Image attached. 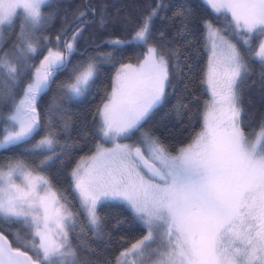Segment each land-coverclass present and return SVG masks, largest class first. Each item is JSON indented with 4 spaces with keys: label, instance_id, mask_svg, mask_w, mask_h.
<instances>
[{
    "label": "snow or ice",
    "instance_id": "snow-or-ice-1",
    "mask_svg": "<svg viewBox=\"0 0 264 264\" xmlns=\"http://www.w3.org/2000/svg\"><path fill=\"white\" fill-rule=\"evenodd\" d=\"M48 3L0 0V106L8 110L3 115L0 149L27 142L38 132V103L58 72L69 74L68 81L59 85L64 97L78 98L96 77L97 64L103 62L93 55L69 69L83 31L79 27L62 48L58 35L56 46L48 47L39 65L29 62L40 49L37 33L47 22L43 8ZM204 3L217 16H230L231 35L242 39L250 52L251 42L259 40L251 59L264 66V0ZM158 8L141 18L129 41L108 43L148 45ZM86 14L80 12L77 19ZM17 19L16 40L6 49L3 29ZM99 24H105L103 15ZM204 28L212 48L208 78L214 99L201 131L174 151L147 132L141 133L137 144L118 142L140 130L165 94L167 54L148 46L139 65H120L111 92H106L93 114L99 135L113 147L97 143L91 163L77 164L71 172L84 213L81 236L86 228H99L97 206L104 201L125 205L145 230L116 256L115 264H264V120L258 131H244L237 91L248 70L244 55L222 35L225 30L210 21L204 22ZM42 39L49 41L47 36ZM106 55L112 57V53ZM55 143L54 135L48 133L28 150L44 156L39 164L22 159L0 164V223L19 225L14 237L20 245L14 246L0 231V264H86L79 255L82 245L72 243L78 213L44 174L53 159L47 153L54 154Z\"/></svg>",
    "mask_w": 264,
    "mask_h": 264
},
{
    "label": "trees",
    "instance_id": "trees-1",
    "mask_svg": "<svg viewBox=\"0 0 264 264\" xmlns=\"http://www.w3.org/2000/svg\"><path fill=\"white\" fill-rule=\"evenodd\" d=\"M157 5L158 15L152 27L153 39L149 40L148 45L108 43L115 39L129 41L141 18ZM43 11L48 19L37 33L41 37L40 49L30 63L39 65L48 47L56 46L58 35L61 36L62 48L64 41L71 39L78 27L83 31L77 38L69 69L77 61L93 55H98L103 62L97 64L96 77L88 90L78 98L64 97L59 85L68 81L69 74L67 71L58 72L50 89L39 100L38 132L27 142L0 149V164L16 159L39 164L44 156L31 154L28 150L39 138L52 133L56 141L54 154L47 153L53 159L49 161L44 174L66 198L72 211L78 213V226L72 233V243L74 246L82 245L79 255L86 264H114L116 256L143 236L145 230L125 205L104 201L97 206L99 228L95 231L86 228L81 236L80 225L84 222V213L73 186L71 170L80 158L93 154L96 144L102 140L97 130L98 118L94 120L93 114L97 106L102 105L106 92H111L116 70L121 64L138 63L148 46H157L167 54L169 80L162 100L142 122L139 131L121 140L138 141L141 133L148 132L162 143L171 145L174 151L181 144L189 143L202 125L204 104L208 98L204 84L208 56L203 23L210 21L215 27L225 30L222 33L236 43L244 55L248 70L242 76L237 91L242 109V126L246 133L255 132L264 120V66L251 59L258 40L251 42L250 52L242 39L231 35L232 30L228 26L230 18L217 16L202 0H49ZM80 12L87 13L82 20L77 19ZM181 12L183 15H178ZM101 15L105 18L103 27L99 24ZM19 24L20 20L17 19L12 27H4L3 43L6 49L15 42ZM45 36L49 37V41H43ZM107 53H112V57H108ZM21 95L22 85L17 89V99ZM7 111V108L0 106V138L5 126L3 115ZM18 227L0 223V231L13 241L14 246H20L14 237Z\"/></svg>",
    "mask_w": 264,
    "mask_h": 264
},
{
    "label": "rangeland",
    "instance_id": "rangeland-1",
    "mask_svg": "<svg viewBox=\"0 0 264 264\" xmlns=\"http://www.w3.org/2000/svg\"><path fill=\"white\" fill-rule=\"evenodd\" d=\"M203 2H204V0H202ZM229 18H230V16H229ZM231 19V18H230ZM203 26H204V23H203ZM222 35H224L223 33H222ZM204 40H205V49H206V52H207V56H208V58H207V64H206V69H205V71H204V84H205V88H206V91H207V93H208V98L206 99V101H205V104H204V111H203V116H202V125H201V128H200V130L199 131H201V129L203 128V125H204V115H205V112L206 111H208L209 110V106L211 105V103H212V101H213V95H212V92H213V85L212 84H210V82H209V78H208V74H209V60H210V57H212V48H211V41L207 38V34H206V30H205V28H204ZM258 43H259V40H258ZM258 43H257V46H258ZM255 51V50H254ZM145 55V54H144ZM144 59V56L142 57V59L140 60V61H142ZM140 61L138 62V63H134V65H139V63H140ZM128 64V63H127ZM131 64H133V63H131ZM120 67V66H119ZM119 67H118V69H119ZM117 69V70H118ZM117 70H116V72H115V74H114V76H113V78L115 77V75H116V73H117ZM198 131V132H199ZM256 131H258V129L256 130ZM144 133V132H143ZM148 133V132H147ZM153 136V135H152ZM39 139H41V138H39ZM38 139V140H39ZM101 139H102V137H101ZM119 143H121V144H124V143H127V144H137L138 142H139V140L138 141H123V140H121V139H119V141H118ZM99 143H103L104 144V146L105 147H113V144L111 143V142H108V141H104L103 139L101 140V142H99ZM93 154H91V155H88V156H85V157H82V158H80L78 161H77V163L75 164V166L72 168V170L77 166V164H83L84 166H87V165H89L90 163H91V160L89 159V157H91ZM72 170H71V172H72ZM73 186H74V184H73ZM75 189V188H74ZM76 191V190H75ZM76 193H77V191H76ZM77 195H78V198H79V194L77 193ZM79 202H80V200H79ZM129 247V246H128ZM123 251V250H122ZM115 264V263H114Z\"/></svg>",
    "mask_w": 264,
    "mask_h": 264
}]
</instances>
